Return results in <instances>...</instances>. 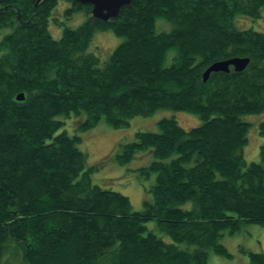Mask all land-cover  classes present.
<instances>
[{
    "label": "trees",
    "instance_id": "obj_1",
    "mask_svg": "<svg viewBox=\"0 0 264 264\" xmlns=\"http://www.w3.org/2000/svg\"><path fill=\"white\" fill-rule=\"evenodd\" d=\"M58 1L0 0V264L9 241L24 264L230 258L219 242L224 230L264 227V143L260 161L242 154L250 128L242 117L264 111V31L235 25L237 16L259 19L264 0H133L114 19L89 13L76 27L52 16ZM64 1L65 19L90 12L91 5ZM50 20L62 28L59 39ZM96 31L123 38L103 62L87 52ZM234 57L249 58L245 69L203 81L211 63ZM162 109L201 123L184 129L163 118L158 131L119 144L112 158L120 165L140 151L154 158L136 169L144 181L154 175L139 211L92 183L81 137L59 132L71 116L83 117L79 131L101 120L120 129ZM258 131L264 136V121ZM150 221L171 242L149 230ZM240 251L249 264H264L263 252Z\"/></svg>",
    "mask_w": 264,
    "mask_h": 264
},
{
    "label": "rangeland",
    "instance_id": "obj_2",
    "mask_svg": "<svg viewBox=\"0 0 264 264\" xmlns=\"http://www.w3.org/2000/svg\"><path fill=\"white\" fill-rule=\"evenodd\" d=\"M67 6L68 3L66 1L59 0L58 5L53 10L52 16L56 14L55 18L62 20L65 25L70 27H76L82 23L90 13L88 11L78 12L70 19H65L63 11ZM235 25L238 29L253 28L257 31L263 30L264 9L261 10V17L257 20L246 16H237L235 18ZM160 28L169 29L166 24L161 25ZM49 32L55 39H59L62 28L50 20ZM122 40L123 38L115 36L111 31H96L87 52L93 53L103 62ZM172 55L173 52L168 54V63ZM170 117L175 118L184 129H189L201 123L198 117L193 114L162 109L147 117H133L129 121V126L120 129L111 128L104 120H101L95 127L86 131H79L77 127L83 117L71 116L65 119V125L59 132L64 129L70 135L78 134L81 137V143L78 147L87 155L86 168H94L91 173L92 183L101 188L112 189L122 193L129 198L133 210L139 211L143 208V200L150 198L145 189L153 183L154 175L149 180L144 181L138 178L136 169L149 164L154 159L153 155L150 150L140 151L136 153L130 162L123 165L116 163L112 157L115 152L119 151V144H124L134 139L135 132H156L158 131L157 122L163 118ZM62 118L60 117L59 119L62 120ZM242 119L250 123L247 133L248 142L242 150L243 157L247 163L252 161L258 162L260 161L259 147L264 143V136L259 134L258 124L264 121V111L243 116ZM189 206L190 203H187L186 207ZM146 226L149 230L161 236L165 242H171L169 236L158 230L154 221L148 222ZM219 242L225 246L231 257L225 258L210 253L207 264H249L247 256L241 253L240 248L264 253V227L257 224H245L239 232L232 234L228 230H224ZM8 243H13L14 245L9 246L8 252L5 251L2 257V264H24L21 250L18 249L17 252L15 242L9 241ZM181 246L184 245L182 244Z\"/></svg>",
    "mask_w": 264,
    "mask_h": 264
},
{
    "label": "water",
    "instance_id": "obj_3",
    "mask_svg": "<svg viewBox=\"0 0 264 264\" xmlns=\"http://www.w3.org/2000/svg\"><path fill=\"white\" fill-rule=\"evenodd\" d=\"M40 1V0H37ZM83 5H91V17L100 20H111L120 14L122 8H128L133 0H75ZM264 31V27H263ZM249 63L248 57H234L224 60H218L211 63L203 72L202 79L206 81L211 72H229L230 67L236 72H240ZM24 94L16 95V100L22 101Z\"/></svg>",
    "mask_w": 264,
    "mask_h": 264
},
{
    "label": "flooded vegetation",
    "instance_id": "obj_4",
    "mask_svg": "<svg viewBox=\"0 0 264 264\" xmlns=\"http://www.w3.org/2000/svg\"><path fill=\"white\" fill-rule=\"evenodd\" d=\"M261 31H263V30H261Z\"/></svg>",
    "mask_w": 264,
    "mask_h": 264
}]
</instances>
